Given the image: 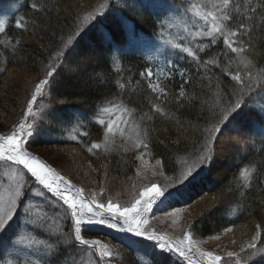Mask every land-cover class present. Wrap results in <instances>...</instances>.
I'll list each match as a JSON object with an SVG mask.
<instances>
[{
	"label": "trees",
	"instance_id": "1",
	"mask_svg": "<svg viewBox=\"0 0 264 264\" xmlns=\"http://www.w3.org/2000/svg\"><path fill=\"white\" fill-rule=\"evenodd\" d=\"M150 1L108 0L104 15L97 16L82 32L80 19L71 8L73 1L69 5L68 0H0V6L20 4L18 13L11 16L7 29L0 35V111L8 113L13 109V105L6 106L10 99L5 101L1 98V89L18 56L37 70H49L48 64H55L57 72L50 80L53 90L47 87L45 92L50 101L40 98L34 105L46 107L42 112L38 111L34 134L27 138L28 149L54 148L79 152L82 167L93 175L94 181L100 184L104 179L108 185L101 192V196L108 198L111 197V183L135 178L141 153L143 158L159 159L170 180L176 182L164 193L165 196L169 192L173 195L168 196L152 216L188 206L201 195L209 194L217 199V203L192 220L194 234L204 240L227 228L243 226L249 230L257 229L261 233V245L257 244L260 251L251 258H248V252L243 253L241 264H245V259L247 264H264V113L259 111L264 104V0H236L241 16L251 15L247 21L234 17L230 25L233 29L241 22L251 26L247 36L237 38V46L245 47V52L237 56L219 39L198 52L199 66L185 55L162 80L163 95L154 93L149 87V81L142 73L152 68V64L132 45L134 37L155 38L161 32L159 16L153 13ZM167 1L173 7L186 8V4L189 5V0ZM34 3L38 8L32 7ZM101 3L104 0L97 4ZM250 8L256 11L249 13ZM17 21L24 27H17ZM69 37L71 43L65 47ZM60 50L64 51L63 60L57 63L52 57ZM13 53L18 55L13 56ZM209 59L217 60L218 64L204 67L203 62ZM241 59L248 63V67L240 63ZM181 71L184 72L183 77L179 74ZM249 71L255 83L252 96H246L248 106L240 110L237 120L221 126L219 134L230 125H239L243 139L252 140L254 147L244 151L238 144L225 143L217 138L211 161L202 166L204 169H196L192 176L180 182L183 158L192 159L202 151L204 137L208 135L205 129H210L219 119V107H227L229 102H234L233 93L239 92V86L231 75L239 73L247 84ZM181 90L185 92L183 97L179 95ZM109 101L111 104L107 103ZM102 102L105 106L121 105L129 109L141 131L147 132L144 138L147 149L130 151L122 139L117 138L108 152L87 150L93 142L99 143L103 139L104 128L98 124L95 115ZM49 109L51 115L47 117ZM191 153L196 154L192 158L190 155L185 157ZM244 167L255 169L247 188L240 178ZM56 168L72 178V173L63 166L57 165ZM23 171L29 184L39 187ZM5 172H10V169L1 164L0 177ZM105 202L100 200V203ZM32 203L40 208V214L47 209L46 214L53 220L63 212L64 206L46 192L44 197L33 198ZM16 223H23V215ZM57 223L62 224L66 233L71 232V222L67 217ZM82 234L85 238L99 237L108 246L114 244L113 256L118 264H186L173 253L158 250L154 242L90 226H87V231L82 228ZM15 238L0 234V264H8L13 259L8 255L2 256L11 249L10 239L14 241ZM82 248L73 247L69 251L81 254L83 264H87L88 255ZM77 256L81 259L80 255ZM32 258L36 259L35 256ZM64 262L62 260L61 264ZM230 263L235 264V258L222 264Z\"/></svg>",
	"mask_w": 264,
	"mask_h": 264
},
{
	"label": "snow or ice",
	"instance_id": "2",
	"mask_svg": "<svg viewBox=\"0 0 264 264\" xmlns=\"http://www.w3.org/2000/svg\"><path fill=\"white\" fill-rule=\"evenodd\" d=\"M32 7L36 9L38 5L34 3ZM107 9L108 0H104V3L99 4L95 9L83 16V23L87 24L96 20L97 16H103ZM40 10L43 9L41 8ZM186 11L190 12L197 21L203 22L199 30L188 32V36L193 38L208 37L212 44L222 39L224 46L231 53L239 56L245 52V47L237 46L239 43L237 38L247 36L251 32V26L241 22L233 29L230 25L234 17L247 21L251 19V15L241 16L240 5L236 3V0H203L201 3H192ZM255 11V8L249 9V13H254ZM6 23V17L0 18V33L5 31ZM17 27H24V25L17 21ZM77 35H79V32H77ZM164 42L191 57L198 66L201 64L198 52L204 51L205 47H207V45L199 44L185 46L182 43H174L171 40H165ZM16 43L18 44L19 41ZM69 43H71V37L68 38L65 47ZM191 43L192 41H189V44ZM63 55V50L57 51L52 59L58 63ZM240 63L248 67V63L243 59L240 60ZM215 64H218V62L214 59L203 62L206 68L208 65ZM47 67L49 70L45 78L35 85L31 99L26 103V112L23 120L14 126L7 135H0V164L10 169V172H5L0 177V234L16 237L14 241L10 239V242L19 246L20 251L26 257L21 264H61L62 260L66 261L67 264H77L79 257L76 253L69 250L73 247L80 248V246H83L82 251L85 255H91L94 252L100 259L112 257L113 253L106 244L99 240L84 238L82 228L87 231V226L92 224H107L108 227L118 231L133 233L138 237L156 241L160 249H166L170 253L175 252L179 257L187 260L188 264H193V255L197 257L195 264H221L225 257L200 249V242L195 240L193 232L188 230L191 228L190 222L185 225L186 230L182 239H173L164 233H158L154 229L146 227L148 215L153 205L157 202L165 203L168 200V196L173 195L172 193L169 192L168 196H164V192L157 188L155 184H152L151 186H143V190L134 196L133 202L130 204L121 206L119 203H114L111 197L108 198L106 203H98L96 194H93L90 200L86 199L83 188L72 185L56 169L27 150L25 147L27 143L26 137L30 138L35 131V121L38 113L34 112L33 108L37 102V97L43 94L46 86L51 87L50 80L57 72L55 64L50 62ZM179 74L182 77L184 76L183 71ZM142 75L146 76L149 81V87L154 92L164 93V89L160 87L159 83H152L154 77L157 80L161 78V73H155L151 68H148ZM247 77L249 83L246 84L239 73L231 75V79L239 86V92L233 93L235 96L234 102H229L227 107H219V119L210 129H205L208 135L205 137L202 151L190 164H188L187 160L184 161L185 167L180 172V182L192 176L196 169L211 161L216 136L220 133L221 126L237 120L241 114L240 110L248 106L246 96H252L255 81L251 71L247 73ZM120 87H123V85L121 84ZM179 95L183 97L185 92L181 90ZM256 95H260V93L256 92ZM107 103L111 104L110 101ZM217 106H219L218 98ZM44 107L46 106L40 105L39 111L42 112ZM115 107V105L105 106L104 102L98 107L95 115L98 124L104 128L103 139L99 143L93 142L87 149L89 152L101 149L108 152L115 144L116 130H114V125L116 122L111 119L106 121L103 118L105 115L110 114ZM156 110L160 111L159 108ZM121 111L127 112L128 109L122 108ZM259 111L264 113V104H261ZM29 118H31V122H29ZM119 132L121 136L124 135L123 129H119ZM84 135H87V133H84ZM146 136V131L138 130L132 147L147 149L148 144L144 139ZM138 159L143 161V153ZM161 163V160H156L157 165ZM19 166H22V169ZM23 170H27V173L34 177V183L42 186V188H34L30 185ZM252 171H255V169L244 167L240 172V178L243 180L245 188L249 186ZM153 174H156L155 171ZM159 174L163 175V172L161 171ZM137 175H140L139 168L137 169ZM62 184L64 185L63 188H61ZM171 186V183H166L164 188L167 189ZM44 190L52 193L64 206L63 212L57 215L54 220L46 214L47 209L39 215L34 214L35 206L32 200L35 197H44ZM161 197L164 198L161 199ZM184 211L185 209L177 208L167 213V215L173 217L172 223L175 225L177 219ZM21 215H23V223H16ZM64 217H67L71 222L70 233H66L62 224L57 223ZM50 224H55V228H51ZM257 227L259 228V226ZM225 231L231 232L232 228H227ZM219 238V236L213 237L216 240ZM259 239L260 232L257 231L250 242L241 246L240 252H227L226 257L228 259L235 258V264H241L240 253L248 252V258H251L252 255L260 251L257 248ZM232 243H235V241ZM33 256L36 259H32L31 257ZM8 264H12V262L9 261ZM81 264H83V261H81ZM245 264H247V259H245Z\"/></svg>",
	"mask_w": 264,
	"mask_h": 264
},
{
	"label": "rangeland",
	"instance_id": "3",
	"mask_svg": "<svg viewBox=\"0 0 264 264\" xmlns=\"http://www.w3.org/2000/svg\"><path fill=\"white\" fill-rule=\"evenodd\" d=\"M73 4L71 5V2ZM101 0H86L87 4L84 1L80 0H68L69 5H71L72 10H74V14H76L80 19V31L85 32L91 22L84 24L83 23V16L95 9ZM192 3H201L203 1L200 0H193ZM152 9L159 15V19L161 20L162 25V33L160 36L154 40H146V39H137L134 40L132 45L134 46L135 50L139 51L141 54L145 53L147 57L151 60L153 67L152 70L155 73H161V78L157 80L155 77L152 79V83H159L160 87L162 86V79L168 74L169 70L173 68L177 61L181 60L180 55H186L183 52H180L177 49L172 48L170 45L166 44L165 40H171L174 43H182L185 46H194L196 44L199 45H208L211 43L210 38L208 37H190L188 36V32H195L199 30V27L203 25L202 21H197V19L191 15L190 12H185L183 14H178V11H174L169 5L166 3L165 0H152L151 1ZM19 7L18 4L15 5H7V6H0V18H7V23L11 16L17 11ZM70 8V7H68ZM71 13V12H69ZM75 17V16H74ZM59 19V18H58ZM60 21V19H59ZM6 23V25H7ZM5 25V27H6ZM189 41H192L189 44ZM18 54L13 53V56H17ZM15 58V57H14ZM61 61L63 58L61 57ZM60 62V61H59ZM58 62V63H59ZM13 68L7 73L5 76V82L2 86L1 91V98L3 100H9V103L6 105L10 107L13 105V109L10 110L8 113L4 111H0V131H10L13 129L14 126L18 125L20 121L23 120L25 115L24 111L26 109V103L29 101L30 97L32 96L35 85L39 83V81L45 78L47 69H39L37 70L33 65H29L22 60L20 56L17 57V60L13 63ZM60 66V64H58ZM46 88L45 87L43 94L38 96L37 99L46 98V102L50 101L49 96L46 95ZM51 90L52 87H51ZM46 92V93H45ZM154 92V91H153ZM238 92V91H236ZM13 93V95H12ZM159 95H163L164 93L154 92ZM45 96V97H44ZM12 97V98H11ZM36 107V106H35ZM33 108L34 112L39 111L40 108L36 107ZM122 108H126L124 106H116L113 108V111L105 115L103 118L107 121L109 119L114 120L116 123L114 125V130H116L115 134V141L117 138L122 139V143L126 149L135 152L137 149L140 148H133L132 143L136 137V132L140 129V126L136 123V121L132 117V113L129 111L123 112L121 111ZM51 115V110H47L46 116L49 117ZM38 116V115H37ZM38 120V119H37ZM29 122H31V118H29ZM119 129L124 130V135L121 136ZM10 131L8 133H10ZM0 133V135H7ZM131 137V139H130ZM206 137V136H205ZM204 137V138H205ZM28 137H26L27 139ZM222 140V142H232V144H238L241 150H247L250 146H253V141L249 138L243 139L241 133H239V125H230L226 130H223L222 134H217L216 139ZM217 141V140H216ZM26 146V144H25ZM254 147V146H253ZM27 150L31 152L33 155L38 156L42 161L49 164L52 168L56 169L60 175L67 178L72 184L76 187H80L84 189V194L90 200L93 194H96L97 202L100 203V200H105L107 202L108 197L106 195L101 196V192L104 190V187H108L106 182L103 179V182L97 184L94 179L92 178V174L87 172L86 168L82 167L81 158L78 156L79 152L70 150V149H40V150H30L26 146ZM196 153L185 154V157L194 156ZM244 155V154H243ZM196 157V156H195ZM183 158L181 162V170L185 167L184 160H187L188 164L195 159ZM140 175H137L134 179L124 181H114V183L109 185V189L112 190L111 199L114 203H119L121 206L130 204L133 202L134 196L143 190V186L148 185L151 186L155 184L157 188L165 193V191H169L173 184L176 182H172L170 179L171 177L168 176L166 171L164 170V166L162 164L157 165L156 160H150L149 158H143V161H140ZM63 166L67 170L72 173V178L67 177V175L63 174L56 166ZM1 166V164H0ZM205 167H202L204 169ZM200 169V170H202ZM110 170V168L108 169ZM180 170V171H181ZM155 171V175L153 172ZM163 172V175H160V172ZM65 178V179H66ZM167 178V179H166ZM108 180V178H107ZM105 183V185H104ZM166 183H171V187L165 189L164 185ZM165 196V194H164ZM164 197H161L163 199ZM105 202V203H106ZM217 203V199L209 194H203L201 197L196 200L193 204L188 206L182 207L180 209H185V211L181 214V216L177 219V223L174 225L172 223L173 217L168 216L167 213L172 211H167L161 214H153V211L161 205V203H156L153 205L151 212L148 215V224L146 227L154 229L158 233H164L168 237L173 239H182L184 236V232L186 230L185 225L187 223H191V228L188 230H193L192 220L204 213L205 211L209 210L210 208L214 207ZM52 204V203H51ZM155 206V207H154ZM154 208V210H153ZM174 211V210H173ZM39 212V213H38ZM38 213V214H37ZM34 214H40V208L37 209V205L34 209ZM51 228H55V225H50ZM117 230V229H115ZM118 231V230H117ZM254 228H244L243 226H238L232 228L231 232H226L224 230H220L219 233H215L213 236L209 237L208 239H201L197 237L193 232V238L199 241V247L201 250L206 252H213L216 255H220L225 257V260L221 261H231L232 259H228L226 257L227 252H240L241 246L245 245L247 242H250L252 238L257 233ZM121 232V231H119ZM126 234H133L129 232H121ZM219 236L218 240L213 239V237ZM93 240H99L103 243V240L99 238ZM235 241V243H232ZM261 242V233L260 239L257 244ZM157 243V242H156ZM105 244V243H103ZM107 245V244H106ZM157 245V244H156ZM108 246V245H107ZM11 249L9 252L2 256V258L8 255L12 264H21V262L26 258L22 251H20L19 246L14 245L13 243L10 245ZM5 248V247H4ZM157 248L161 251H167L166 249L162 250L158 246ZM108 249L112 251L115 250V245L111 244L108 246ZM91 251V250H90ZM81 256L77 260V264H81L83 261V257L81 254L77 253ZM93 255L95 258H93ZM88 255L87 264H97V260L100 259L94 252ZM243 253H240V256ZM32 258V257H31ZM33 259V258H32ZM85 259V256H84ZM193 263L197 260L195 255L192 256ZM100 261V260H99ZM16 262V263H15ZM101 264H118L115 261L114 256L112 257H105L100 261ZM62 264H67L65 261ZM232 264V263H230Z\"/></svg>",
	"mask_w": 264,
	"mask_h": 264
},
{
	"label": "bare ground",
	"instance_id": "4",
	"mask_svg": "<svg viewBox=\"0 0 264 264\" xmlns=\"http://www.w3.org/2000/svg\"><path fill=\"white\" fill-rule=\"evenodd\" d=\"M143 54V53H142ZM26 147V146H25ZM19 167H21L22 168V166H19ZM26 172H27V170H25ZM29 175H30V173H28ZM31 176V175H30ZM33 180H34V177H31ZM67 180V179H66ZM72 184V183H71ZM72 185H74V184H72ZM39 186V185H38ZM75 186V185H74ZM39 187H41L42 188V186H39ZM64 187V185L62 184L61 185V188H63ZM50 194V196H52L53 197V194L52 193H49ZM85 197H86V195H85ZM87 198V197H86ZM99 225H102V226H106V227H108L107 226V224H99ZM108 228H110V227H108ZM110 229H112V230H115V229H113V228H110ZM117 231V230H116Z\"/></svg>",
	"mask_w": 264,
	"mask_h": 264
},
{
	"label": "water",
	"instance_id": "5",
	"mask_svg": "<svg viewBox=\"0 0 264 264\" xmlns=\"http://www.w3.org/2000/svg\"><path fill=\"white\" fill-rule=\"evenodd\" d=\"M64 177V176H63ZM66 178V177H65ZM67 179V178H66ZM47 191V190H46ZM50 193V192H49ZM54 197V196H53ZM55 198V197H54ZM55 199H57V198H55ZM138 237V236H137ZM138 238H140V239H146V238H144V237H138Z\"/></svg>",
	"mask_w": 264,
	"mask_h": 264
}]
</instances>
